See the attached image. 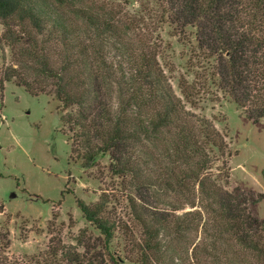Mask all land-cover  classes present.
<instances>
[{"label":"trees","instance_id":"trees-1","mask_svg":"<svg viewBox=\"0 0 264 264\" xmlns=\"http://www.w3.org/2000/svg\"><path fill=\"white\" fill-rule=\"evenodd\" d=\"M156 2L159 10L150 16L145 8L129 14L119 4L94 0H0L12 62L1 72L0 88L15 79L30 95L51 93L74 108L69 117H75L85 159L112 155V172L130 175L136 192L142 191L139 147L146 163L162 165L163 175L148 184L193 210L172 220L133 205L144 228L142 251L157 249L161 233L181 236L201 226L205 237L192 249L197 264L201 252L210 264H264V224L248 212L242 195L220 183H228L224 137L191 111L208 95L232 102L253 122L264 118V0ZM163 21L187 54L184 70L192 79L179 76L181 96L160 66L153 39L151 26ZM16 27L24 45L17 44ZM104 89L109 98L101 100ZM77 205L109 241L114 227L102 217V203ZM147 257L142 264H151Z\"/></svg>","mask_w":264,"mask_h":264},{"label":"rangeland","instance_id":"rangeland-1","mask_svg":"<svg viewBox=\"0 0 264 264\" xmlns=\"http://www.w3.org/2000/svg\"><path fill=\"white\" fill-rule=\"evenodd\" d=\"M94 1L119 4L129 14L145 8L144 12L152 16L159 10L156 0ZM151 27L154 42L160 46V66L175 94L181 96L179 76L192 79L184 70L185 48L166 22ZM4 29L0 20V78L12 63L11 47L2 37ZM14 31L20 37L17 44L24 45L19 28ZM100 94L101 100L109 98L106 90ZM195 108L191 111L210 120L226 142L224 168L228 169V183L223 179L220 183L228 191L242 195L248 212L264 224V118L253 122L232 102L208 95ZM70 114H75L74 108H64L51 93L35 97L15 79L2 82L0 264H142L146 255L151 264H197L192 249L205 237L201 226L181 236H175L173 231L169 236L161 233L156 239L157 249L142 251L144 228L136 220L133 205L165 213L172 220L193 210L175 201L176 196L165 193L159 185L148 184L163 175L162 165L146 163L143 146L139 147L136 170L142 191L136 192L130 175L112 172V155L85 159L83 148L78 147L75 117ZM221 163L216 161L214 167ZM256 198L260 199L250 202ZM78 200L86 205L102 203L101 215L114 227L109 241L83 217ZM198 260L203 261L200 264H210L203 252Z\"/></svg>","mask_w":264,"mask_h":264}]
</instances>
